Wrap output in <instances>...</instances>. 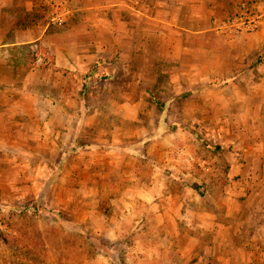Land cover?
<instances>
[{
    "label": "rangeland",
    "instance_id": "374dc122",
    "mask_svg": "<svg viewBox=\"0 0 264 264\" xmlns=\"http://www.w3.org/2000/svg\"><path fill=\"white\" fill-rule=\"evenodd\" d=\"M10 1L24 26L29 1L47 21L70 10V26L144 9L123 15L130 45L101 42L94 71L53 75L84 116L66 150L0 138V264H264V169L243 168L264 108L224 103L256 75L257 28L240 19L264 0Z\"/></svg>",
    "mask_w": 264,
    "mask_h": 264
},
{
    "label": "crops",
    "instance_id": "0c3cea01",
    "mask_svg": "<svg viewBox=\"0 0 264 264\" xmlns=\"http://www.w3.org/2000/svg\"><path fill=\"white\" fill-rule=\"evenodd\" d=\"M9 1L0 0V138L4 137L6 144H10L11 139V143L16 144L18 138H26L28 145L34 147L45 145L53 151L61 149L64 151L72 144L70 138L74 131L81 127L78 121L84 116L77 109L78 100L66 97L65 84L63 88L55 84L53 75L64 73L70 75L74 72L83 75L94 71L103 55L101 42L124 41L130 45L132 39L129 33L125 32L124 35L120 33L122 29L130 32L129 26L132 25L123 18V15L132 19L136 13L143 14L144 7L137 9L127 5L122 8L117 4L111 7V21L102 22L100 12L95 10L96 19L90 20L84 13L83 19L72 26L63 18L70 10L59 8L44 24L29 26L27 23L28 25L24 26L21 25L22 22L12 21L11 1L10 3ZM231 1L234 0H221V4L230 7ZM238 1L255 7L261 5L263 0ZM214 3L217 5V0ZM37 7L33 1H29L25 4L24 12H32ZM121 18L125 20H120ZM249 37L255 41L254 53L257 54V62L253 66L256 65L254 67L256 75L244 82L243 88L247 91L237 93V97L231 96V100H224V103L237 102L244 106L252 104L264 108V25L250 33ZM113 47L114 52H117L118 47L115 44ZM30 52L38 56L37 61L29 59ZM233 79L234 81H229L227 88L240 91L242 86L238 75ZM54 89L57 92L55 95ZM88 116L93 117V115ZM256 118L258 128L254 130L256 131L254 137L262 139L246 147V149L251 147L250 152L257 156L255 161L250 159L243 168L254 167L262 176L264 115H257ZM40 125H43L42 129ZM23 143L24 141L21 142ZM77 157L73 154L68 158L62 174L67 171L70 159L74 161L73 165L78 162ZM73 167L77 168L76 165ZM253 174L255 176V171ZM260 229L264 231L263 224L260 225ZM259 239L260 241L255 242L254 245L258 244L264 250V237L260 235Z\"/></svg>",
    "mask_w": 264,
    "mask_h": 264
},
{
    "label": "built area",
    "instance_id": "2783aa9c",
    "mask_svg": "<svg viewBox=\"0 0 264 264\" xmlns=\"http://www.w3.org/2000/svg\"><path fill=\"white\" fill-rule=\"evenodd\" d=\"M240 24H242L243 27L246 26V28H258L259 26L264 25V6H262L259 14L252 17V20L240 19Z\"/></svg>",
    "mask_w": 264,
    "mask_h": 264
},
{
    "label": "trees",
    "instance_id": "16d2710c",
    "mask_svg": "<svg viewBox=\"0 0 264 264\" xmlns=\"http://www.w3.org/2000/svg\"><path fill=\"white\" fill-rule=\"evenodd\" d=\"M39 13V9H33L32 12H29L27 15H29L30 17V25H37V24H44L46 22L45 18H41V16L38 14Z\"/></svg>",
    "mask_w": 264,
    "mask_h": 264
}]
</instances>
